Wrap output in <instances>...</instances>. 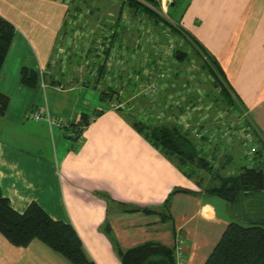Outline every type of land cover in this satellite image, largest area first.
I'll use <instances>...</instances> for the list:
<instances>
[{
    "label": "crops",
    "instance_id": "1",
    "mask_svg": "<svg viewBox=\"0 0 264 264\" xmlns=\"http://www.w3.org/2000/svg\"><path fill=\"white\" fill-rule=\"evenodd\" d=\"M175 1L167 12L171 5L185 6L179 11L181 25L218 59L233 98L244 103V125L264 139V0ZM128 4L123 0V6ZM67 9L64 0H0V15L16 27L0 70V91L10 98L0 115V187L16 210L35 201L55 219L72 223L97 264H122L115 243L122 249L147 242L176 249L180 241L185 264H204L229 222L237 219L234 206L205 189L218 179L202 177L206 181L200 183L154 147L124 107L114 105V94L102 99L112 88L125 91L127 80L138 87L143 77L151 81L141 67L133 72L126 67L135 56L130 47L129 55L118 50L132 32L125 27L126 8L116 16L105 14L106 21L93 19L95 12L87 18L77 12L69 19ZM79 41L86 43L84 60L71 59ZM67 49L72 52L69 77L62 58ZM23 67L38 72L37 86L22 82ZM142 92L135 90L130 99ZM96 111L101 114L95 117ZM34 112L42 118L35 119ZM82 115L93 119L78 132L70 125ZM69 128L74 132L67 138L63 130ZM203 138L213 142L206 134ZM206 147L201 146L203 152ZM176 187L193 193L178 192L164 207ZM247 196L251 213L257 211L252 218L264 217L262 194ZM1 235L0 264H74L38 239L20 247Z\"/></svg>",
    "mask_w": 264,
    "mask_h": 264
},
{
    "label": "rangeland",
    "instance_id": "2",
    "mask_svg": "<svg viewBox=\"0 0 264 264\" xmlns=\"http://www.w3.org/2000/svg\"><path fill=\"white\" fill-rule=\"evenodd\" d=\"M64 1L68 5L69 19H71V15L76 17L77 12L87 15L85 18L88 17V13H99L92 18L102 19L106 16L105 14L110 13L111 16H116L119 10H122L123 7L126 8L124 10L127 12L125 14L128 15V22L125 27L131 28L132 32L126 35L129 41H127L126 46L121 44L118 50L121 53L125 52L128 54L127 47H130L135 56L127 61L128 64L125 63L126 67H129L131 72L141 67L144 74L151 77V81L143 77L146 80H142L140 87H138V85L127 80L123 86L125 91L121 89L114 91L113 98L117 100L114 105L117 108L124 107L133 122L135 119H142L144 121H154L152 124L174 125L177 122L184 124L186 128H190V135H192L193 141L198 147L209 145L203 150L208 160L213 163V174L212 172L208 173L205 170H200L199 173H196L191 178L198 179L200 183H204L206 180L202 177L206 179L209 177L207 181L211 182L215 174L226 175L236 172L244 164L256 165L260 163L258 159H260L262 152L259 153L260 156L256 157L255 151L262 149L264 139L255 131V128L253 130L251 126L249 128L244 125V117L246 116L243 107L244 103L242 102L241 104L238 97L227 103L228 100L223 97V88L226 87L228 89L227 84L229 83L222 80L215 82L216 79L211 75V71L214 68L210 66L205 57H202L198 49H194L198 47L196 40L199 39L193 33L194 37L190 39L181 30H176L177 26H182L183 16L179 14V11L185 9V6L171 5L168 13L166 9L173 0H166V2L161 0L162 5L159 8L146 0H142L160 13L162 17H157L160 20L157 21L147 13L132 14L134 12L132 9L134 8L131 9L128 5L123 6V0ZM182 5H185V3L182 2ZM89 18L90 20L92 19L91 17ZM69 19L68 22H70ZM106 20L107 17H105ZM92 22L94 23V21ZM67 25L66 28L74 27V25ZM151 33L152 36L150 35ZM67 34L65 33L61 45L66 42ZM78 37L74 36L73 40L78 39ZM84 37L88 38L86 35ZM88 39H91V36ZM100 45V43H97V46L100 47ZM203 45L206 47L205 44ZM77 46L78 48L73 55L67 49L63 54L64 57H62L65 60L64 67L67 70L65 73L67 77L72 72L67 67V62L70 61L68 56L72 55L71 59L82 57L81 60H84L82 54L86 43L84 42L83 44V42L79 41ZM179 50L185 53L183 59L179 58L181 57ZM150 60L158 63H150ZM81 70H86L84 64ZM134 77L137 76L134 75ZM146 82L148 86L145 85ZM118 86L120 85L115 84L114 88H118ZM110 90H113V88ZM135 90L143 92L137 95L136 99H130L135 96ZM119 101L120 103L118 104ZM140 105L144 109H141ZM63 132L68 138V134H73L74 129L69 128V130H63ZM205 134L213 138V142L203 138ZM243 202L245 203L231 204L234 206V212L232 213L242 224H253L254 219L245 218V216L248 215V217L252 218L257 211L251 213L249 199L246 198ZM255 205L259 207V203H255ZM1 236L3 237V235ZM4 238L8 244H12L6 237ZM173 251L176 260L177 254L174 247Z\"/></svg>",
    "mask_w": 264,
    "mask_h": 264
},
{
    "label": "trees",
    "instance_id": "3",
    "mask_svg": "<svg viewBox=\"0 0 264 264\" xmlns=\"http://www.w3.org/2000/svg\"><path fill=\"white\" fill-rule=\"evenodd\" d=\"M159 8L160 0H146ZM176 0L175 2H179ZM134 11L144 12L154 17H162L158 11L150 5L140 0H126ZM176 30L188 37L194 35L177 26ZM15 25L0 15V70L6 59L15 35ZM192 35V36H191ZM198 49L202 57L207 59L214 69L211 75L218 80L227 81L225 71L221 67L218 59L203 45L196 40ZM183 59L185 53L178 51ZM177 52V53H178ZM22 82L27 86H37L39 82L38 72L23 67L21 70ZM223 88V97L233 101L232 88L227 84ZM229 90V92H227ZM114 93V90L104 91L102 99H107ZM232 95V96H231ZM10 98L7 94L0 91V115H3L8 108ZM122 110V108H119ZM95 117L101 114V111L95 112ZM93 117L82 115L77 123H72L76 131L83 132ZM154 121H144L135 119L134 127L157 149H159L169 159L174 160L176 165L190 178L205 170L213 174V163L208 160L204 152L193 141L190 135V128L184 124H152ZM151 123V124H150ZM182 127V128H181ZM186 128V129H185ZM186 130V131H185ZM264 147V145L262 144ZM256 150V157L262 152L260 163L256 165L244 164L233 173L226 175L215 174L214 179L218 182L205 189L214 195H218L228 201L230 204L237 205L243 202L247 195L261 193L264 199V148ZM178 192L193 193L190 189L176 187L168 196L164 207L167 206L171 197ZM135 209L152 211L147 207L137 206ZM248 214H250L248 212ZM247 215V214H246ZM167 214H164V217ZM245 218L254 219L245 216ZM0 233L16 246L26 247L35 239H38L48 245L53 250L61 253L74 264H97L92 259L83 244L82 238L78 234L74 225L70 222L55 219L39 203L31 202L26 210H16L9 197H7L0 187ZM118 255L122 264H176L173 248L158 242H147L138 244L129 249H122L115 243ZM204 264H264V218L262 216L253 220V224L245 225L240 221L232 220L227 225L222 237L208 256Z\"/></svg>",
    "mask_w": 264,
    "mask_h": 264
},
{
    "label": "built area",
    "instance_id": "4",
    "mask_svg": "<svg viewBox=\"0 0 264 264\" xmlns=\"http://www.w3.org/2000/svg\"><path fill=\"white\" fill-rule=\"evenodd\" d=\"M34 118L35 119H41L42 116L40 112H34ZM180 242H178V246L176 247V264H185V256H184V251L182 250V247L179 245Z\"/></svg>",
    "mask_w": 264,
    "mask_h": 264
},
{
    "label": "water",
    "instance_id": "5",
    "mask_svg": "<svg viewBox=\"0 0 264 264\" xmlns=\"http://www.w3.org/2000/svg\"><path fill=\"white\" fill-rule=\"evenodd\" d=\"M178 56H180V55H178Z\"/></svg>",
    "mask_w": 264,
    "mask_h": 264
}]
</instances>
